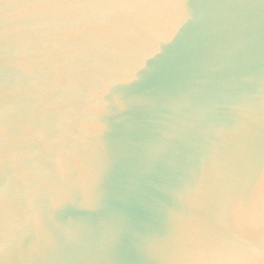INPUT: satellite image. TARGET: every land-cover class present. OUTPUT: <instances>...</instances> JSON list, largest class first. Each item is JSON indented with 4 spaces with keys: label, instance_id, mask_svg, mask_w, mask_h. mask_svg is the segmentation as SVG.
I'll return each mask as SVG.
<instances>
[{
    "label": "water",
    "instance_id": "water-1",
    "mask_svg": "<svg viewBox=\"0 0 264 264\" xmlns=\"http://www.w3.org/2000/svg\"><path fill=\"white\" fill-rule=\"evenodd\" d=\"M0 264H264V0H0Z\"/></svg>",
    "mask_w": 264,
    "mask_h": 264
}]
</instances>
